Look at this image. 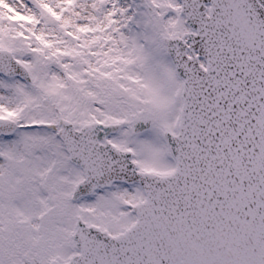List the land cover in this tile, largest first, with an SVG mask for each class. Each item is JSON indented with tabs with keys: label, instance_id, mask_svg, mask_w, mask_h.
Returning a JSON list of instances; mask_svg holds the SVG:
<instances>
[{
	"label": "snow or ice",
	"instance_id": "1",
	"mask_svg": "<svg viewBox=\"0 0 264 264\" xmlns=\"http://www.w3.org/2000/svg\"><path fill=\"white\" fill-rule=\"evenodd\" d=\"M0 264H264V0H0Z\"/></svg>",
	"mask_w": 264,
	"mask_h": 264
}]
</instances>
